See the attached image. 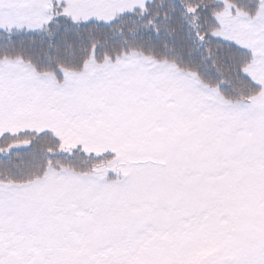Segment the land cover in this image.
<instances>
[{"label":"snow or ice","instance_id":"1","mask_svg":"<svg viewBox=\"0 0 264 264\" xmlns=\"http://www.w3.org/2000/svg\"><path fill=\"white\" fill-rule=\"evenodd\" d=\"M0 264H264V0H0Z\"/></svg>","mask_w":264,"mask_h":264}]
</instances>
